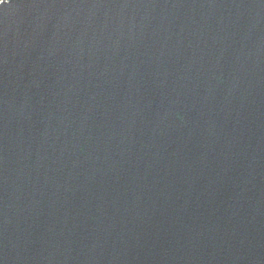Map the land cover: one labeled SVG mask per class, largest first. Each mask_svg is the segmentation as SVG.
Returning <instances> with one entry per match:
<instances>
[{"label": "water", "instance_id": "95a60500", "mask_svg": "<svg viewBox=\"0 0 264 264\" xmlns=\"http://www.w3.org/2000/svg\"><path fill=\"white\" fill-rule=\"evenodd\" d=\"M0 264H264V0H5Z\"/></svg>", "mask_w": 264, "mask_h": 264}, {"label": "snow or ice", "instance_id": "6c2138e0", "mask_svg": "<svg viewBox=\"0 0 264 264\" xmlns=\"http://www.w3.org/2000/svg\"><path fill=\"white\" fill-rule=\"evenodd\" d=\"M5 0H0V5L4 4Z\"/></svg>", "mask_w": 264, "mask_h": 264}]
</instances>
